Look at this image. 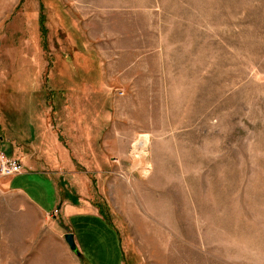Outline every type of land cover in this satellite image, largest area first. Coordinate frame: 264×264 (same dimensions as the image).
Listing matches in <instances>:
<instances>
[{"label": "rangeland", "instance_id": "rangeland-1", "mask_svg": "<svg viewBox=\"0 0 264 264\" xmlns=\"http://www.w3.org/2000/svg\"><path fill=\"white\" fill-rule=\"evenodd\" d=\"M2 152L0 264H264V0H0Z\"/></svg>", "mask_w": 264, "mask_h": 264}, {"label": "crops", "instance_id": "crops-1", "mask_svg": "<svg viewBox=\"0 0 264 264\" xmlns=\"http://www.w3.org/2000/svg\"><path fill=\"white\" fill-rule=\"evenodd\" d=\"M35 163V162H34ZM34 163H31V164H34ZM37 163H39V162H37ZM41 166H40V164H37V166L36 167H29V165H27V168L25 169V164H24V171H23V173H21V174H26V173H31V172H34V173H38V174H41L40 176H36L35 178L34 177H29L28 178V183H27V185L29 186V184L30 183H32V184H37V178H45L44 180H42V182H43V184L46 186V185H53V186H55V184L53 183V181H52V179H51V174H49L48 172H45V171H47V170H43L42 169V171H38V170H36V168H40ZM21 174H19V175H21ZM19 175H16V176H14L13 178H15V177H17V176H19ZM12 180V179H11ZM10 180V181H11ZM10 181H9V184H10ZM11 186H13V187H16L18 190H21V191H23V192H25L26 194H27V196L30 198V199H32L33 201H35L43 210H51L50 208H47V202H44V200L45 199H42L41 197V195H36L37 197H35V196H32L30 193H29V191H28V189H27V186H25V185H21V184H18V185H11ZM58 202V201H57ZM85 206L84 205H82V204H78L77 202L75 203L74 202V204H69V203H66L65 204V212H67V210L69 211L68 213L69 214H74V213H76V212H78V211H80V210H83V208H84ZM89 209H90V211H89V213H93L94 215H96V216H101L99 213H101V210H100V208H98L97 206H94V207H88ZM102 214V213H101ZM103 215V214H102ZM70 217V216H69ZM104 217V216H103ZM67 222V221H66ZM70 225V224H69ZM71 226V225H70ZM73 228V227H72ZM73 234H74V237L76 236V233H75V230L73 229V232H72ZM75 241L77 242L78 240H77V238H75ZM81 250H82V248H80ZM82 253H83V255H84V257L85 258H87V260L89 261V263L90 264H96V263H94L93 261H91L90 260V258H89V255H87V254H89V253H85L83 250L81 251ZM118 263L119 264H125V259H124V255H123V251H122V255H120L119 257H118ZM107 264H109L108 262H107Z\"/></svg>", "mask_w": 264, "mask_h": 264}, {"label": "built area", "instance_id": "built-area-1", "mask_svg": "<svg viewBox=\"0 0 264 264\" xmlns=\"http://www.w3.org/2000/svg\"><path fill=\"white\" fill-rule=\"evenodd\" d=\"M24 163L5 152L0 153V180L12 178L23 173Z\"/></svg>", "mask_w": 264, "mask_h": 264}, {"label": "bare ground", "instance_id": "bare-ground-1", "mask_svg": "<svg viewBox=\"0 0 264 264\" xmlns=\"http://www.w3.org/2000/svg\"><path fill=\"white\" fill-rule=\"evenodd\" d=\"M148 142H149L148 136L141 135L139 139L134 143V147L136 148V151L137 149L140 150V155L138 154L139 159H143L146 156V148H147ZM141 174L144 176L147 175V170L146 169L142 170Z\"/></svg>", "mask_w": 264, "mask_h": 264}, {"label": "water", "instance_id": "water-1", "mask_svg": "<svg viewBox=\"0 0 264 264\" xmlns=\"http://www.w3.org/2000/svg\"><path fill=\"white\" fill-rule=\"evenodd\" d=\"M66 241L70 245V248L76 252L78 255H80V251L78 249L77 243L75 241L74 234L72 232H68L65 234Z\"/></svg>", "mask_w": 264, "mask_h": 264}]
</instances>
